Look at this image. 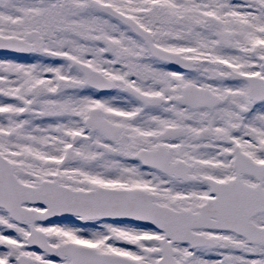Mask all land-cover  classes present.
I'll use <instances>...</instances> for the list:
<instances>
[{
  "label": "snow or ice",
  "instance_id": "snow-or-ice-1",
  "mask_svg": "<svg viewBox=\"0 0 264 264\" xmlns=\"http://www.w3.org/2000/svg\"><path fill=\"white\" fill-rule=\"evenodd\" d=\"M0 264H264V0H0Z\"/></svg>",
  "mask_w": 264,
  "mask_h": 264
}]
</instances>
